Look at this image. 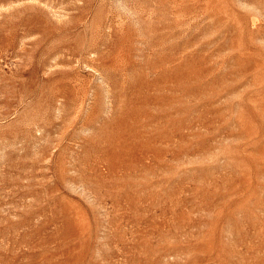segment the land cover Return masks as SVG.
Listing matches in <instances>:
<instances>
[{"label":"rangeland","instance_id":"1","mask_svg":"<svg viewBox=\"0 0 264 264\" xmlns=\"http://www.w3.org/2000/svg\"><path fill=\"white\" fill-rule=\"evenodd\" d=\"M0 264H264V0H0Z\"/></svg>","mask_w":264,"mask_h":264}]
</instances>
